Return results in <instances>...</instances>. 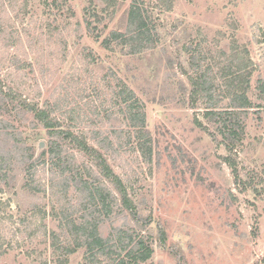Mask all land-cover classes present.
I'll return each mask as SVG.
<instances>
[{"label": "rangeland", "instance_id": "374dc122", "mask_svg": "<svg viewBox=\"0 0 264 264\" xmlns=\"http://www.w3.org/2000/svg\"><path fill=\"white\" fill-rule=\"evenodd\" d=\"M52 1L0 0L1 77L40 107L51 104L58 117H70L78 127L87 129V120L94 117L98 129L123 144L124 138L116 140L118 134L114 138L110 133L112 125L116 131L126 130L123 122L109 123L94 113L95 106L109 107L106 86L112 79L106 72L116 70L145 104L147 127L153 136L150 163L124 147L114 154V150L108 152L116 173L133 185L142 212L150 211L166 231L165 246L154 243L152 264H264V92L257 88L259 82L264 86V0H172V10L159 17L166 36L154 51L142 56L110 52L86 35L83 16L88 0H68L63 6L62 0H56L57 5ZM66 7L73 15L63 12ZM98 7L103 4L98 2ZM122 9L110 28L123 26ZM48 24L55 28L50 30ZM232 38L248 49L256 67L249 96L261 103L249 112L245 139L236 153L239 177L246 187L235 182L223 161V146L193 124V109L184 101L185 89L179 85L187 90V79L175 63V53L184 42L200 41L214 55ZM28 117L20 129L37 157L46 148L47 137ZM40 141L44 142L42 148H38ZM14 143L0 135L2 153L12 151ZM10 155L14 156L9 153L7 157ZM9 161L11 170L6 180H0L9 184L1 182L0 200H10L3 210L12 217L1 225L0 232L12 247L0 257V264H45L46 260L55 264L50 234L43 235L41 229L27 239L39 226V219L23 224L26 227L21 230L13 222L29 216L33 204L48 213L52 210L53 171L47 164L38 167V180L46 190L32 195L21 188L22 160L14 156ZM252 183L255 188L248 186ZM75 194L70 189L68 197L74 203ZM43 222L48 232L66 237L54 216H46ZM107 229L105 222L102 230ZM152 230L155 232L154 224ZM82 251L71 255L69 264L80 262Z\"/></svg>", "mask_w": 264, "mask_h": 264}, {"label": "trees", "instance_id": "16d2710c", "mask_svg": "<svg viewBox=\"0 0 264 264\" xmlns=\"http://www.w3.org/2000/svg\"><path fill=\"white\" fill-rule=\"evenodd\" d=\"M52 2L58 4L56 0ZM67 2L62 0L60 4L63 6ZM88 2L83 16L86 35L99 42L103 49L123 56H142L154 51L160 39L166 36L160 14L171 11L173 6L172 0ZM98 2L103 7H98ZM122 6L120 22L123 21V26L110 28V22ZM63 12L72 14L69 7ZM47 26L50 30L55 28L52 24ZM173 39L177 40L176 37ZM214 52L216 54L212 55L210 50L205 51L200 41L182 43L175 53V63L186 77L188 88L186 90L182 83L179 85L180 89H185L184 101L193 109V124L208 132L223 146V161L231 169L235 182L244 185L239 177L236 153L245 139L249 112L261 107V103L249 96L256 67L249 58L248 49L239 46L234 38ZM87 55L91 57L92 53L89 51ZM106 73L112 79L106 86L110 104L109 107H102V104L95 106L94 113L109 123L123 122L126 130L116 131L118 128L115 126L113 129V125H110V133H114V138L118 134L116 140L124 138L123 144L113 141L109 134L98 129L96 126L99 122L94 123V117L87 120V129L78 127L70 117L62 120L51 104L40 107L37 101L10 87L0 75V135L15 142L12 151H0V180H6L7 172L11 170L9 160L14 156L23 162L21 188L29 194L36 195L46 190L37 177L40 165L47 164L53 171L50 193L52 210L48 213L42 206L33 204L29 216L23 217L21 222H13L18 223L16 226L21 230L26 227L23 224L39 219V226L27 234V239L41 233V229L43 235L50 234L55 264H69L70 256L81 248L82 258L76 264H152L154 243L157 241L158 246H165L167 241L164 227L150 211L142 212L141 205L135 201L133 185L126 183L109 162L111 154L108 152L114 150L111 151L114 154L119 152L117 148L122 150L124 147L126 152L133 150L139 153L143 161L150 163L154 143L141 98L116 70L108 69ZM257 88L259 92H264L263 83L259 82ZM28 116L31 122H37L36 127L40 126L47 137L46 148L37 157H34V147L27 144L25 138L23 140L20 129ZM18 120L20 122L14 124ZM90 139L93 141L90 142ZM18 142L21 144L18 145ZM22 143L25 145L22 146ZM9 153L14 156L8 158ZM56 171L59 175H56ZM1 182L9 184L7 181ZM248 186L255 188L253 183ZM70 189L76 193L75 203L68 197ZM7 206H10L9 199L0 200V229L12 217L3 210ZM48 215L58 220V226L64 230L66 237L60 238L54 231H47L43 220ZM105 222L108 229L103 231ZM153 224L155 232L152 230ZM8 242L9 238L0 232V257L12 247ZM16 242L19 240L16 239ZM47 262L49 260L45 264Z\"/></svg>", "mask_w": 264, "mask_h": 264}, {"label": "water", "instance_id": "95a60500", "mask_svg": "<svg viewBox=\"0 0 264 264\" xmlns=\"http://www.w3.org/2000/svg\"><path fill=\"white\" fill-rule=\"evenodd\" d=\"M42 147H44V142H43V141H40V142L38 143V148H42Z\"/></svg>", "mask_w": 264, "mask_h": 264}]
</instances>
